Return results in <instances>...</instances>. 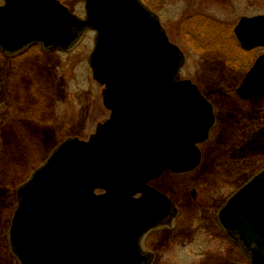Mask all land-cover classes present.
I'll list each match as a JSON object with an SVG mask.
<instances>
[{
    "label": "water",
    "instance_id": "obj_1",
    "mask_svg": "<svg viewBox=\"0 0 264 264\" xmlns=\"http://www.w3.org/2000/svg\"><path fill=\"white\" fill-rule=\"evenodd\" d=\"M85 12L80 19L58 0L0 5L6 53L32 43L67 50L95 31L89 64L110 112L88 140L62 142L18 188L9 240L20 264H150L140 241L176 211L149 183L196 168L214 123L197 87L176 79L183 54L140 0H85ZM233 32L246 50L264 45V15L242 17ZM263 92L264 55L238 90L242 98ZM218 220L248 264H264V169L227 199Z\"/></svg>",
    "mask_w": 264,
    "mask_h": 264
},
{
    "label": "rangeland",
    "instance_id": "obj_2",
    "mask_svg": "<svg viewBox=\"0 0 264 264\" xmlns=\"http://www.w3.org/2000/svg\"><path fill=\"white\" fill-rule=\"evenodd\" d=\"M142 1L185 56L177 79L199 88L214 117L208 139L199 146V165L152 181L179 214L171 227L156 230L144 248L151 250L152 264L244 263L217 227L216 214L227 197L264 168V95L239 96L236 88L251 55L231 35L242 16L264 13V0ZM66 2L85 16L83 0ZM94 36L85 31L66 52H42L35 46L12 57L0 52V264H20L9 243L17 188L59 143L88 139L109 116L88 64Z\"/></svg>",
    "mask_w": 264,
    "mask_h": 264
},
{
    "label": "flooded vegetation",
    "instance_id": "obj_3",
    "mask_svg": "<svg viewBox=\"0 0 264 264\" xmlns=\"http://www.w3.org/2000/svg\"><path fill=\"white\" fill-rule=\"evenodd\" d=\"M62 5H64V6H66L67 8H68V10L71 12V13H74V14H76L78 17H80L77 13H76V11L74 10V8L72 7V6H70L67 2H66V0H58ZM84 2V1H83ZM150 8V7H149ZM151 9V8H150ZM152 10V9H151ZM264 14V13H263ZM263 14H258V15H263ZM81 19H84V17L82 18V17H80ZM160 19V18H159ZM231 26V25H230ZM163 27V26H162ZM163 29H164V27H163ZM164 31H165V29H164ZM166 32V31H165ZM82 34H83V32H82ZM82 34L80 35V37L77 39V41L81 38V36H82ZM167 34V33H166ZM38 47L42 52H47V51H51V50H53V49H46V48H44L40 43H32V44H29L28 46H26V47H24L22 50H20L19 52H16V53H14V54H10V53H6V52H3L2 50H0V52H1V54L3 55V56H5V57H12V56H15V55H17V54H20V53H23V52H25L26 50H28L29 48H31V47ZM255 49H263L264 50V46H262V47H257V48H253L252 50H245V52H248V54H250L251 55V57H250V60H249V62H248V66H247V68L245 69V74H244V76H243V79L246 77V75L248 74V72L250 71V69L253 67V65H254V63H255V61L260 57V56H262V55H264V51L261 53V54H259V55H255V53H253L254 52V50ZM250 64V65H249ZM242 82H243V80H242ZM242 84V83H241ZM239 88H240V86L239 87H237L236 89L237 90H239ZM259 95H264V92L263 93H260V94H257V95H254V96H252V97H256V96H259ZM252 97H250V98H252ZM212 107V106H211ZM212 111H213V109H212ZM105 120V119H104ZM104 120H102V121H104ZM101 121V122H102ZM165 173V172H164ZM163 173V174H164ZM167 173H170L171 175L172 174H174V173H172V172H167ZM162 174V175H163ZM184 174V173H183ZM161 175V176H162ZM174 175H179V174H174ZM160 176V177H161ZM160 177H158L157 179H159ZM157 179H155V180H157ZM154 181V180H153ZM154 188H156L157 190H159L157 187H155L153 184H152V182L150 183ZM161 193H163L161 190H159ZM164 194V193H163ZM166 195V194H165ZM166 196H168V195H166ZM169 197V196H168ZM170 198V197H169ZM171 199V198H170ZM227 199H228V197H227ZM227 199H226V201H227ZM172 200V199H171ZM225 201V202H226ZM172 202H173V200H172ZM174 203V202H173ZM225 204V203H224ZM223 204V205H224ZM174 205L176 206H174L175 208H177V211H176V214H175V216L173 217V219L171 220V222L169 223V224H167V225H162V226H160V227H157V228H154L153 230H151V231H149L144 237H143V239L141 240V244H140V247L142 248V250L144 251V252H146V253H148V254H150L151 256H152V262H153V258H154V256H153V254H152V252H151V250H149V249H146V248H144L145 246H144V243H147L150 239H151V236H152V234L156 231V230H158V229H162V228H169V227H171L172 226V223H173V221L175 220V219H177V217H178V212H179V208H178V206L174 203ZM223 205L220 207V208H222L223 207ZM219 208V209H220ZM218 212V211H217ZM216 225H217V227L221 230V232L224 234V236H225V238L228 240V241H230V243H233V241L227 236V234L225 233V231L223 230V228L220 226V224H219V222H218V219H217V214H216ZM234 245V244H233ZM237 248V247H236ZM238 251V253L240 254V255H242V256H245V254L241 251V250H239V249H237ZM152 262H151V264H152ZM228 264V263H227Z\"/></svg>",
    "mask_w": 264,
    "mask_h": 264
},
{
    "label": "trees",
    "instance_id": "obj_4",
    "mask_svg": "<svg viewBox=\"0 0 264 264\" xmlns=\"http://www.w3.org/2000/svg\"><path fill=\"white\" fill-rule=\"evenodd\" d=\"M210 28L211 29H215L216 27L215 26H210ZM227 32V31H226ZM222 33L224 34L225 32H223L222 31ZM231 35H232V33H231ZM232 39H233V37H232ZM233 41H235L234 39H233ZM235 44H236V42H234ZM243 51V50H242ZM244 53H246V54H248V52H245V51H243ZM253 122H255V121H253ZM258 123V122H257ZM259 124V123H258Z\"/></svg>",
    "mask_w": 264,
    "mask_h": 264
}]
</instances>
